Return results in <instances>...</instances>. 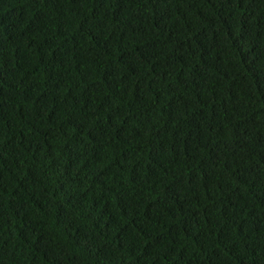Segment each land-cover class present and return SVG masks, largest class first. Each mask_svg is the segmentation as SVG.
I'll return each instance as SVG.
<instances>
[{
  "label": "trees",
  "instance_id": "16d2710c",
  "mask_svg": "<svg viewBox=\"0 0 264 264\" xmlns=\"http://www.w3.org/2000/svg\"><path fill=\"white\" fill-rule=\"evenodd\" d=\"M0 264H264V0H0Z\"/></svg>",
  "mask_w": 264,
  "mask_h": 264
}]
</instances>
